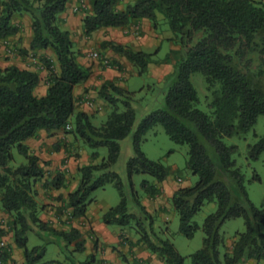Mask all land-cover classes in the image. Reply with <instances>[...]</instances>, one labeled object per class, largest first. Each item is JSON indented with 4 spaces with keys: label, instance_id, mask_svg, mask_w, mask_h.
I'll use <instances>...</instances> for the list:
<instances>
[{
    "label": "trees",
    "instance_id": "trees-1",
    "mask_svg": "<svg viewBox=\"0 0 264 264\" xmlns=\"http://www.w3.org/2000/svg\"><path fill=\"white\" fill-rule=\"evenodd\" d=\"M69 0H0V41L16 35L19 28L13 20L27 15L31 20L33 40L31 51L51 49L59 64L56 73L51 60L42 62L49 73L46 96L38 97L35 89L41 78L37 72L16 66L0 67V205L11 221L9 228L14 245L23 251L25 264H41L47 254V244L28 248L30 232L42 239L50 233L68 253L85 252L82 233L72 228L59 231L39 219L35 185L45 176L40 159L30 153L26 142L41 131L52 133L64 130L78 141L96 151L106 148L108 155L98 165L79 169L80 183L69 196L72 218L86 216L93 194L109 184L118 190L121 202L103 216L107 225L131 227L140 243L156 254L164 264H188L176 249L170 236L155 230V218L141 204L134 192L133 177L148 175L153 181H143L149 197L161 194L158 188L170 175L160 162L147 158L142 150L146 135L161 125L169 138L178 145H188L187 168L198 177L190 188H181L172 197L180 218V232L192 239L200 229L193 218L206 203H215L217 211L203 224V247L191 255L190 264H264V210L255 206L246 189V177L237 167L234 156L237 146H227L225 138L243 136L250 132L260 116H264V3L256 0H136L119 10L120 0H90L84 12V32L87 36L106 28H126L148 19L157 29L160 22L168 23L177 62L174 81L164 106L146 116L133 136L134 155L127 162L130 187L134 192L137 213L129 211V198L120 176L112 169L121 156V142L134 130L137 120L133 107L134 94L113 81H106L100 98L111 112L101 126H95L89 114L77 111L75 88L92 76L91 68L78 62L79 53L68 31L59 26ZM124 56L140 75L148 72L153 55L143 51L104 42ZM259 67L253 68L255 59ZM119 66L118 62L113 63ZM201 73L209 92L211 114L197 108L199 96L191 77ZM71 129L67 130V126ZM208 146L210 148H208ZM17 149L26 163L14 167L13 150ZM264 153V137L249 146L248 158L258 161ZM260 180L259 176L254 177ZM52 188L65 185V177L58 174L50 183ZM45 186H48L45 184ZM243 219L245 231L237 233L230 248L221 229L226 222ZM7 235L0 229V241ZM74 244V250H70ZM8 247L0 248V264L11 260ZM49 262L45 264H53ZM95 256L85 262L94 264ZM77 264V263H75Z\"/></svg>",
    "mask_w": 264,
    "mask_h": 264
},
{
    "label": "crops",
    "instance_id": "crops-1",
    "mask_svg": "<svg viewBox=\"0 0 264 264\" xmlns=\"http://www.w3.org/2000/svg\"><path fill=\"white\" fill-rule=\"evenodd\" d=\"M80 1L69 0L66 11L59 16V26L62 30L70 33L74 51L80 54L78 62L92 70L89 81L75 88L77 111L86 112L90 115L95 126H101L106 122L103 121L102 115L106 114L108 109L107 103L99 96L101 86L106 81H113L119 87L127 90L128 76L140 75L136 72L137 69L134 71V66L124 56L115 53L111 48H103L102 43L114 42L135 51H143L149 54L154 52V55H157L162 51L164 41L171 40L172 35L168 32H159V27L155 29L150 20L143 19L126 28H106L87 36L83 27L85 14L74 11ZM85 1L90 6V0ZM135 1L120 0L118 8L124 10L126 6ZM256 1L264 3V0ZM13 22L19 28V32L0 41V67L16 66L23 70L37 72L41 81L35 89V94L38 97H44L49 88V73L45 69L42 59L51 60L56 73H59L57 58L51 49L30 50L33 31L31 20L27 15L17 16ZM170 44L173 51L168 60L160 63L157 68H153V63L149 65L148 70L156 77L174 72L173 66L177 62L174 52L180 50V47H175L173 42ZM93 52H98L108 64L104 65L101 60L91 58L90 55ZM115 62H118L119 66L113 65ZM26 145L29 147L30 153L40 159V165L45 173L42 181L35 185L39 219L42 222L59 231H70L72 228L79 230L85 240L84 253L88 256H95L94 264H164L156 254L143 247L134 230L128 227H114L117 225L105 224L103 221L104 214L114 207L109 206L106 201H96L94 194L92 202L88 205L86 216L72 218L73 209L69 206V196L78 188L80 183L79 169L83 166L98 165L106 157L97 151L99 156L93 159L92 154L96 151L89 152L87 146L64 130L50 134L41 131L36 138L27 141ZM129 155L131 157L130 153ZM58 174L64 175L65 185L60 189H55L51 187L50 183ZM182 183L180 178L174 179L169 176L166 181L158 185L161 190L160 195L154 198L149 196L141 198L138 195V198L151 215H164L167 209V201L173 197L176 191L185 188ZM129 211L137 213V208L135 205H131ZM6 217L9 216L3 212L0 205V229L5 231L7 225L2 224L4 223L2 219ZM157 226L156 223L155 227ZM4 238H7L11 244L12 256L9 262L3 264H25L23 251L14 245L12 234H7ZM49 241L51 244L58 245L54 238H49ZM71 250H74V244H72ZM51 262H54L53 264H66L61 259Z\"/></svg>",
    "mask_w": 264,
    "mask_h": 264
},
{
    "label": "rangeland",
    "instance_id": "rangeland-1",
    "mask_svg": "<svg viewBox=\"0 0 264 264\" xmlns=\"http://www.w3.org/2000/svg\"><path fill=\"white\" fill-rule=\"evenodd\" d=\"M159 32H168L172 35L167 22L162 21L159 25ZM173 38V35H172ZM172 40L164 41L162 51L153 55V68L160 66V63L167 61L170 53L173 51ZM175 47H180L173 42ZM154 54V52H153ZM259 61L256 58L253 63V68L259 67ZM174 72H175V65ZM134 67V71H135ZM138 72V71H136ZM174 72L172 74L161 75V77H156L151 73L150 70L142 75H129L127 78V90L134 94L133 107L136 110L137 120L133 133L124 141L121 142V156L118 163L113 167V171L116 172L122 179L125 185V191L129 198V207L135 205L134 202V192L143 198L148 196L142 187L143 181L147 180L152 182L153 179L148 175H135L133 177L134 192L130 187V182L127 174V162L133 157V136L142 120L148 116L150 113L162 108L165 103V96L173 84ZM191 81L196 88L199 96V104L197 108L206 114H211L212 110L209 107V92L207 90V84L205 77L201 73H195L191 77ZM261 84L264 90V77L261 78ZM111 109H107L106 114L102 115V119L105 122ZM264 137V116H260L257 120L254 128L243 136H235L232 138H225L224 143L227 146H237L238 153L234 156L237 162V167L240 168L246 177V189L249 194L251 202L258 208L264 210V153L261 155L258 161H251L248 158L249 146L254 145L260 138ZM81 142V141H80ZM85 145L83 142H81ZM86 146V145H85ZM88 148V147H87ZM208 148H210L208 146ZM130 150V151H129ZM142 150L152 161L160 162L170 170V177L174 179L180 178L182 180L183 186L185 188L193 187L198 182V177L193 175L187 168V162L189 159L188 145H178L174 143L169 136L166 134L165 129L161 125L155 126L146 135L145 141L142 144ZM88 151H92L88 148ZM104 157H107L108 151L106 148H101L98 150ZM131 154V157L129 153ZM14 154V167L21 164H25V158L19 154L17 149L13 150ZM20 162V163H19ZM259 176L260 180H255V176ZM96 201L104 202L106 201L109 206L116 207L121 202V197L114 184L107 185L104 189H100L94 193ZM136 207V205H135ZM166 212L164 215L155 214V230L162 234V236H170L171 241L174 243L178 252L187 258V263L190 264V256L196 253L203 247V241L205 234L203 232V224L205 219L217 211V205L215 203H206L202 210L193 218L192 224H197L199 230L195 233L192 239L186 238L180 232V218L177 211L173 207L172 198L166 203ZM2 221L7 225V234H11L9 223L11 221L10 217L3 218ZM118 227V226H114ZM129 229L131 227H128ZM134 230L133 228H131ZM245 222L243 219H233L225 223L221 229V234L224 236L227 245L231 248L234 242V237L237 233H243L245 231ZM37 228L34 232L28 234L29 243L28 248L33 249L37 246L46 245L49 238H54L50 233H45L42 235V239L36 233ZM136 233V231L134 230ZM168 234V235H167ZM57 240V238H54ZM5 242V247L10 248V243L7 238H3ZM1 244V241H0ZM2 246L0 245V248ZM47 254L43 259L41 264L46 262H51L56 259H61L66 262V264H75L79 262H85L87 260L86 253L74 252L68 253L59 248V245L47 244ZM71 250V248H70Z\"/></svg>",
    "mask_w": 264,
    "mask_h": 264
},
{
    "label": "built area",
    "instance_id": "built-area-1",
    "mask_svg": "<svg viewBox=\"0 0 264 264\" xmlns=\"http://www.w3.org/2000/svg\"><path fill=\"white\" fill-rule=\"evenodd\" d=\"M89 9V5L85 0H81L80 3L74 8L75 12H85ZM91 58L95 59V60H101L103 62L104 65H107L108 62L106 61V59H102L100 54L98 52H93L91 53ZM34 64H37L36 62H34ZM71 127L68 125L67 126V130H70ZM2 247L5 246V242H1L0 244Z\"/></svg>",
    "mask_w": 264,
    "mask_h": 264
}]
</instances>
